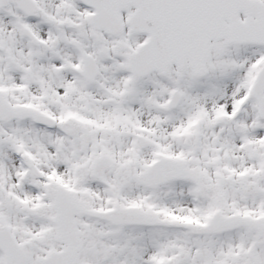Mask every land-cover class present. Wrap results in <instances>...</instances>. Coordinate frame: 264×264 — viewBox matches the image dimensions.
Returning a JSON list of instances; mask_svg holds the SVG:
<instances>
[{"label":"snow or ice","instance_id":"snow-or-ice-1","mask_svg":"<svg viewBox=\"0 0 264 264\" xmlns=\"http://www.w3.org/2000/svg\"><path fill=\"white\" fill-rule=\"evenodd\" d=\"M0 264H264V0H0Z\"/></svg>","mask_w":264,"mask_h":264}]
</instances>
